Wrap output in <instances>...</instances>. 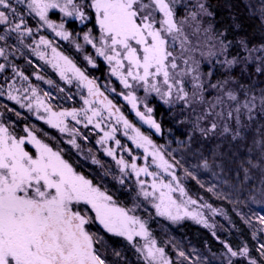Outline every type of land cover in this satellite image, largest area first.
<instances>
[{"label": "snow or ice", "instance_id": "1", "mask_svg": "<svg viewBox=\"0 0 264 264\" xmlns=\"http://www.w3.org/2000/svg\"><path fill=\"white\" fill-rule=\"evenodd\" d=\"M20 2L24 3L25 0ZM26 3L32 13L65 40L69 39V33L64 31L63 23L54 25L48 19L49 9H59L65 16L75 15V18L81 21L88 19L85 14L86 8L93 10L99 38L97 40L93 37L90 30L84 35L85 42L92 45L96 55L102 57L110 66L111 75L117 77L124 89L129 90L124 99L136 111V115L157 132L160 131V126L151 118L152 109L146 108L149 115L137 110L138 98L132 90L134 87L142 86L145 93H156L166 104L170 103L175 93L177 100L187 104L188 92L185 90L183 78L191 75L192 86L195 89L192 96L194 99L203 100L200 76L193 74L196 69L190 64V61L197 62L187 55L194 50L188 46L189 40L184 32L188 16L197 20L198 14L189 12L188 16L178 21L176 5L180 0H86L83 7L74 5L73 0H64L63 4L59 0H26ZM198 8L201 14L212 15L203 3H200ZM0 9H3L0 10V25L6 26L5 34L18 32L21 35H31V29L25 27L23 17L19 18V22L10 19V16H16L17 11L11 6L10 0H0ZM210 28L211 25L204 31L207 32ZM4 39L5 35H0V40ZM240 44L247 48L243 40ZM40 45L47 48L51 47V43L44 37L37 43L35 52L43 60L45 54L39 50ZM76 46L80 47L79 44ZM229 46L221 41L220 52L226 53ZM248 51L251 53L253 50ZM260 51H264V45ZM2 54L3 51L0 50V55ZM85 59L95 67L92 57ZM248 59L245 58V61ZM257 59L260 63L255 71L264 74V56ZM181 60L184 68L180 66ZM239 62L238 57H233L224 63L230 68ZM48 63L57 70L62 80L69 84L74 79L77 80L81 87L87 88L88 96L96 99L85 97L83 100L85 107L80 110L54 112L41 97L36 96V89L33 88L36 111L39 114L43 109L47 114L46 123L65 132L68 131L65 118L71 117L79 124L82 122L79 117L83 113L87 124L99 129L104 118L103 111H107L110 118H115L117 123L122 122L125 129L132 130L135 135L129 136V139L137 148H143L145 157L151 155L153 163L176 180V176L168 171L172 165L156 150L152 140L141 134L139 129L134 128L123 115H120V109L115 108L107 97H104V100L99 99L103 93L96 87L94 80L88 79L80 68L68 57L57 52L54 47ZM3 67L0 65V69ZM211 87L215 89L218 85L212 84ZM261 93L259 112L264 116V89H261ZM47 95L49 94L45 93V96ZM226 95L229 101L237 102L236 107L227 112V119L234 121L236 127L233 130L225 123L223 132H233V139L243 138L242 130L250 125L243 122L242 116H246L248 121L256 119L253 113L257 108L255 102L257 98L255 96L246 98L241 104L232 91H227ZM9 99L20 103L19 98L12 95L11 91ZM216 100L219 104L224 103L220 97ZM94 103L100 104L101 108L93 107ZM27 107L31 110L33 103L29 102ZM216 115L223 118L222 112ZM37 118L45 119L39 115ZM217 127V123H212L209 131H214ZM257 131L259 138L253 139V145L259 149V159L264 163V130ZM115 132V127L104 131L97 143L105 144L114 138ZM125 134L127 135V132ZM27 142L35 147V154L25 150L24 138H15L9 134L7 128L0 125V264H105L94 246L98 242L96 234L86 227L92 222H97L108 233L125 237L129 242H132L134 236L146 239L148 242L144 247L137 248V251L144 255L145 264H169L164 250L156 247L154 240L148 239L144 223L135 216H130L127 210L116 207L110 195L94 186L91 180L76 173L59 152L42 143L31 131H28ZM70 143L76 146L74 138ZM116 144L120 145V141L116 140ZM105 151L107 155L116 159L115 149L107 148ZM135 161L136 157H132L131 164L123 157L116 159L121 172L130 168L137 177L141 174L154 177L152 191L145 189L144 181L138 180V183L146 198L158 199L159 202L154 204L158 215L166 216L173 221L189 217L208 226L202 213L189 212L186 208L182 210L172 198L171 194L176 190H179L181 196L186 195L179 184L173 188L171 183H164L163 180L157 183L156 174L150 172L147 166L138 167ZM248 163L252 167L258 166L253 164L252 160ZM203 166L208 167L207 161ZM247 172L248 169H245L246 178ZM186 203L195 204L196 201L189 199ZM80 205L86 206L83 212L79 210ZM213 211L215 212V209ZM90 213H94V218ZM258 219L259 223L264 225V216ZM225 247L231 257L248 256L247 247L241 248L238 252L233 251L227 244ZM258 251L261 258H264V243L260 245ZM180 255L184 256V253L181 252ZM228 264H232L231 259L228 260ZM249 264H257V261L250 259Z\"/></svg>", "mask_w": 264, "mask_h": 264}, {"label": "trees", "instance_id": "2", "mask_svg": "<svg viewBox=\"0 0 264 264\" xmlns=\"http://www.w3.org/2000/svg\"><path fill=\"white\" fill-rule=\"evenodd\" d=\"M200 3L212 13L211 16L200 13L198 8ZM176 8L178 21L188 16L189 12L198 14L197 22L188 16L192 25L188 28L186 21L184 32L189 39L191 35L197 37L194 43L198 45L203 38L202 43L206 51L210 50L207 57L209 61L201 59L202 73L209 81L206 90L215 93L211 85L217 84L223 90L235 91L242 99L247 97L250 99L259 94L258 90L264 89V74L255 71L260 63L257 58L264 56V51H260L264 45V0H180ZM85 13L90 21L84 26L79 27L75 21H63L72 38L79 42L82 35L89 30L98 35V29L94 25V12L86 8ZM55 19L61 20L58 15ZM209 25L210 30L205 32L204 29L209 28ZM192 32L194 33L191 34ZM241 40L246 43L247 48L241 46ZM221 41L225 45H230L226 53L220 52ZM57 46L80 68L88 70V73L104 74L102 64L97 71L88 68L81 53L73 49L72 45L58 42ZM249 49L253 51L250 53ZM257 51L258 53H255ZM233 57H238L240 62L229 68L224 62ZM245 58L249 59L245 61ZM18 64L21 65L19 62ZM23 70L27 75H32L37 72L38 67L32 64ZM203 82H206L205 79ZM210 95L212 93L207 95L208 98ZM64 104L66 108L71 106L67 102ZM152 105L154 115L162 127L160 136H152L153 141L163 148L167 158L182 174L186 189L210 204L223 208L229 218V223L224 225L218 238L206 228L189 220L173 223L160 218L138 195L135 181L120 183L116 180L111 160L99 153L101 162L95 164L85 161L61 140L57 131L31 118L15 104L0 99V107L4 111L2 118L16 136L23 135L24 125L29 126L53 148L59 150L78 173L103 189L117 204L143 218L151 236L158 246L165 249L173 264H228L229 259L232 264H249L246 258L225 257L228 253L226 244L237 252L247 247L248 257L255 259L258 264H264V258H261L258 251L260 245L264 243V225H261L258 219L264 216V208H258L253 204L256 201V193L264 188L263 177L255 172L258 169H254L248 163L249 160H252L253 164L258 163L255 152L252 148L251 152L249 149L252 140L259 138L257 130H264L262 128L264 119L259 115L261 124L249 121L247 125L250 127L242 131L243 138L233 139L230 134L206 138L204 132H198L197 121L190 119L191 113L198 114L193 107L178 104L167 108L156 99L152 101ZM176 139L185 141L179 144ZM205 161L208 164L207 168L203 166ZM245 169H248L247 178ZM253 169L254 172L249 171ZM91 228L97 232L98 242L95 245L105 264H145L130 242L106 233L95 225ZM181 252L184 256L180 255ZM219 257L222 259L209 260Z\"/></svg>", "mask_w": 264, "mask_h": 264}, {"label": "rangeland", "instance_id": "3", "mask_svg": "<svg viewBox=\"0 0 264 264\" xmlns=\"http://www.w3.org/2000/svg\"><path fill=\"white\" fill-rule=\"evenodd\" d=\"M61 4H63L64 0H59ZM11 6L15 8L16 16L12 17L10 16V19H13L14 22H19V18L23 17L25 21V27L31 29V35H21L18 32H8L6 34L7 39L11 41V45H9V48L6 49L5 56L2 60L3 68L0 69V98L1 100H4L7 103L15 104L17 107H19L21 110L26 111L29 116L41 123H43L46 127L53 129L58 132L61 140L69 145L74 153L78 156H80L85 161L95 163L101 162L99 160L98 154H102L104 157L108 158L113 162L114 165V175L118 182L121 183V181L126 182L128 180H132L136 182L137 188H138V195L142 197L153 209L157 216H159L162 219H165L167 221L178 223L185 220H189L195 224H198L207 230L211 232V234L218 238L219 233L224 228V225L229 223V218L227 217L225 211L221 207L214 206L210 204L208 201H206L204 198L200 196H195L191 194L184 185V180L182 174L179 173L178 169L176 168L175 164L171 162L167 156L165 155L163 148L160 145H157L153 139L152 136H160L162 132V127L158 119L154 115V106L152 105V101L156 99L161 104H163L167 108H171L178 104H183L185 107H193L194 110L198 113L197 115L190 114L191 121H197L198 124V132L202 131L204 132V135L206 138L210 137H223L227 134H230L233 136V132L224 133L223 127L225 123L229 124V126L234 130L235 129V122L229 121L227 119V112L233 108L236 107L237 102L229 101L226 95V90H223L220 85H218L217 88H215V93L209 90H206V85H209V81L207 77L202 73V61L201 59L205 58V62L209 61L208 56L209 49L205 48V45L202 43L204 42V39H201V42L198 44L194 43V40H197V37L190 36L189 40V47L193 49L194 51L189 52L187 55H190L192 57L193 61H196L197 63H192L190 61L191 66L196 69V72L193 74H199L200 76V84L202 85L203 91L201 95L203 96V100L194 99L192 96L193 91L195 89L193 88V80L192 76H185L183 79L185 81V90L188 92V103L186 104L184 101H179L175 98V93L173 94V97L171 98L170 103H165L163 99L160 98L156 93L149 92L145 93L142 86H136L132 90L135 92L138 103H137V110H139L141 113H145V115H149L146 112V108H151L152 112L150 113L151 118L160 126V131L157 132L154 130L150 125L142 121L137 115L136 111L132 109V106L124 99V96L129 91L128 89H124L123 85L120 84L117 77L111 75V68L107 64L106 61L102 57H98L95 53V49L92 47V45L88 44L84 40V35L86 33H89L90 30L82 35V40L79 42L77 39H73L71 32L67 30L65 24L63 21H75L79 27L84 26L88 21H90V18L88 16V19L86 20H78L75 18V15L73 16H65L64 13L60 12L59 9H49L48 11V19L54 24L59 25L63 23L64 25V31L69 33V39L65 40L60 36L56 35V32L47 26L43 21L39 19L38 16L35 15V13H32L27 8L26 0L24 3H21L20 0H10ZM74 5L83 7L86 3V0H73ZM3 10V9H0ZM93 11V10H92ZM56 15L59 16L61 20H56ZM95 18V15H94ZM192 19V18H191ZM193 20V19H192ZM188 28L192 25L190 22V19L187 20ZM195 22H197L195 20ZM96 25V24H94ZM6 27V26H5ZM98 29V26H96ZM192 32L191 34H193ZM91 35L95 37L97 40L99 38V30L98 35H94L91 30ZM44 37V39L50 41L51 47H45L44 45H40V51L45 54V59H40V57L36 54L35 49L37 47V43L39 42L40 38ZM193 39V40H192ZM8 43V40L6 41ZM58 42H64L68 43L69 45L73 46V49L77 50L81 53L82 59L85 62L86 66L93 71L99 70L101 64L104 68V74H94V73H88V70L84 68H80L77 63L67 54H65L58 46ZM77 44L80 45L79 48H77ZM198 45V46H197ZM56 48L57 52L61 53L63 56L68 57L75 65L76 67L80 68L81 71L85 73V75L90 80H94L96 87L99 89L101 93H103V96H100V100H104V97H107V100H110L112 104L115 106V108L120 109V115H123L125 119L128 120V122L136 129H139L140 133L144 136L149 137L153 144L156 146V150L160 152V154L164 157V159L172 165V168H170L168 171L171 172L173 175L176 176V180L172 179V176L168 175L167 172H165L162 168H158L155 163H153L152 156L148 155L145 157L143 148H137L132 140L129 139V136L135 135L131 129H125L123 126V123H117L115 118H110L108 116L107 111H103V119L101 120V128L97 129L94 127V125L87 124V121L84 119L83 113H81L79 119L82 121L81 123L77 124L71 117L65 118V123L67 124L68 131L61 132L59 128L52 127L48 123H46V117L47 114L43 111V109L40 110L39 114L36 111L35 107V97L32 95V89H36V96L41 97L46 104H48L54 112H60L64 110H72L77 109L80 110L85 107L83 100L85 97L95 100V97H89L88 96V90L85 87H81L79 85V82L77 80H73L71 84L66 83L65 80H62L59 73L56 69L52 67L50 63H48V60L52 58V48ZM198 47H201V49H198ZM177 51H179V48L177 46ZM255 53H258L255 52ZM14 57V58H12ZM85 57H92L93 63L95 67L88 63L87 59ZM12 59H15L13 62ZM21 63L20 64H18ZM36 64L38 67L37 72L33 73L32 75H27L23 68H29L30 65ZM198 64V67H197ZM181 68H184L185 65L183 64L182 60L180 61ZM70 75V74H69ZM26 77V79H25ZM39 77V78H38ZM203 79H205V83L203 82ZM48 81H51V83H48ZM63 89V91H61ZM115 89V91H113ZM12 92V95H15L19 98L20 103H18L15 100L9 99V92ZM234 94L238 97V102L243 103L246 98L242 99L241 96L236 93L235 91H232ZM259 94L254 95L256 96V104L257 108L254 110V116L256 119L254 121H257L259 124H261V118L259 117L260 112V96L261 91L258 90ZM45 93H48L49 95L45 96ZM212 93L210 95V98H208V94ZM220 97L224 103L219 104L217 103L216 98ZM247 99H249L247 97ZM29 102L33 103V107L31 110L27 107ZM64 102H67L71 106L65 107ZM21 104L24 106L22 107ZM215 105V107H213ZM93 107L95 108H101V105L98 103H94ZM3 108L0 107V125L4 126L8 129V132L10 135L14 136L17 139L24 138L25 144L24 148L26 151H28L30 154H35L36 149L35 147L27 142L28 137V131H31L33 135L36 136L37 139L41 140L42 143L47 144L50 148L53 149V151H57L60 153L61 157L68 162L61 154V152L55 148H53L48 142H46L44 139H42L32 128L29 126L24 125L23 128V135L16 136L9 128V126L4 122L2 118L3 114ZM223 113V118L216 115V113ZM91 113H89L90 115ZM201 114V115H200ZM42 116L45 117V119H38L37 117ZM200 115V116H198ZM192 117V118H191ZM264 119V116H261ZM243 122L247 125L249 121L247 120L246 116H242ZM194 123V122H192ZM217 123L218 127L214 131H209L211 124ZM87 125V126H86ZM112 127L116 128L115 136L113 139L108 140L105 144H99L97 141L100 139L101 136H103L104 131L110 130ZM26 129L28 131H26ZM244 130V129H243ZM242 130V131H243ZM127 132V135L125 134ZM75 139L74 146L70 141L72 139ZM238 137L237 139H239ZM116 140L120 141V145L116 144ZM185 140L176 139L177 143H183ZM112 148L115 149V156L116 159H119L120 157H123L125 161H127L129 164L132 163V157H136V163L138 167H144L147 166L150 172H153L156 174L155 180L157 183L160 182V180H163L164 183H171L173 188H176V185L179 184L180 187H182L186 193V195L181 196L179 190H176L172 192V198L176 200L177 204L181 206V209L184 208L187 209L189 212H198L203 214V219L207 222L208 226H205L204 223H198L197 220H194L189 217H185L183 219L173 221L169 219L166 216H161L157 214L156 208L154 207V204L158 203V199H154L153 197H145L142 194L141 186L138 183V180L144 181V187L147 191H152L151 185L153 183L154 177L147 176L141 174L139 177H137L134 173H132L131 169L128 168L125 170V172H121L120 166L116 163V159H113L112 156H109L106 154L105 149ZM255 157L258 159V163H254L258 165L257 167H254L255 172H258V174L262 175L263 177V185H264V163H262L259 159V151L258 148H256L253 145V140L251 147ZM69 163V162H68ZM260 163V164H259ZM70 164V163H69ZM219 165V163H216ZM71 165V164H70ZM221 165V164H220ZM72 166V165H71ZM73 168V166H72ZM253 170H249L250 172H254ZM73 170L78 173L74 168ZM80 174V173H78ZM82 175V174H80ZM260 177V179L262 178ZM86 178V177H85ZM88 179V178H87ZM94 185V184H93ZM98 188H100L97 185H94ZM101 191H104L100 188ZM165 191H167L165 189ZM159 196V192L156 193V197ZM256 201L253 203L258 208L262 207L264 208V188L262 191H258L255 195ZM189 199L196 201L195 204H189L186 203ZM113 203L116 207L123 208L128 211V214L130 216H135L139 221L145 224V228L148 232V239L156 240L151 236L150 231L148 230L145 220L139 216H136L133 214L132 211L122 207L121 205L117 204L114 199L112 198ZM207 205V206H206ZM86 206L80 205L79 210L82 212L85 210ZM215 209V212L213 211ZM90 215L94 218V213H90ZM95 225L96 227L102 228L97 222H92L89 225H87V229L96 234L91 227ZM264 229V226H263ZM105 231V230H104ZM106 232V231H105ZM108 233V232H106ZM111 234V233H109ZM114 235V234H111ZM116 236V235H114ZM121 237V236H118ZM128 241L125 237H121ZM129 242V241H128ZM148 241L144 238H141L139 236H134L132 242V246L137 250V248H143L144 245ZM96 247V245H94ZM156 247L162 248L158 246L156 242ZM164 255L165 258L169 261V264H173L171 258L169 255H167L164 248ZM140 255V257L145 261L144 255L137 251ZM188 255V254H187ZM187 255L185 256L187 258ZM227 258H246L247 260H250V258L247 256H236L231 257L230 253H227L225 256ZM222 259L219 258H209L211 261H217ZM258 264V263H257Z\"/></svg>", "mask_w": 264, "mask_h": 264}, {"label": "flooded vegetation", "instance_id": "4", "mask_svg": "<svg viewBox=\"0 0 264 264\" xmlns=\"http://www.w3.org/2000/svg\"><path fill=\"white\" fill-rule=\"evenodd\" d=\"M0 35H5V39L4 40H0V50L3 51V54L0 55V65H3L2 60H3L4 56H5L6 49L9 48V45H11L12 43H11V41L9 39H7V36L5 34V26L4 25H0ZM7 40H8V43L6 42ZM12 58H14V57H12ZM12 58H11V60H13V62H14L15 59H12Z\"/></svg>", "mask_w": 264, "mask_h": 264}, {"label": "water", "instance_id": "5", "mask_svg": "<svg viewBox=\"0 0 264 264\" xmlns=\"http://www.w3.org/2000/svg\"><path fill=\"white\" fill-rule=\"evenodd\" d=\"M149 125V124H148ZM154 130H156L155 128H153Z\"/></svg>", "mask_w": 264, "mask_h": 264}]
</instances>
